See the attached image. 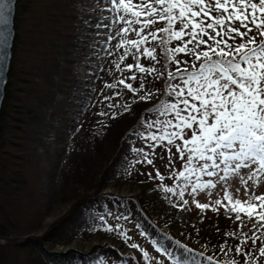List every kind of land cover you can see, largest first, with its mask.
<instances>
[{"label": "snow or ice", "instance_id": "1", "mask_svg": "<svg viewBox=\"0 0 264 264\" xmlns=\"http://www.w3.org/2000/svg\"><path fill=\"white\" fill-rule=\"evenodd\" d=\"M106 2L114 14L110 19L115 32L105 43L116 41L113 48L119 59L113 64L120 77L105 85L113 91L104 99L124 95L121 89L131 93L123 104H107L109 109H123L113 111L110 118L131 111L132 98L149 102L163 97L133 132L149 150L133 148L136 158L130 166L151 165L157 148L166 151L167 179L176 186L166 185L159 169L155 176L148 173L149 180L160 181L155 187L165 194L164 199L172 207L190 211L187 193L200 210V223L205 210L219 215L223 208L236 224L224 235L239 241L233 246L225 240L219 247L225 255L233 254L228 264H264V193L256 191L264 183V0ZM13 10L14 0H0V77L14 45ZM129 57L134 64L125 63ZM142 59L149 63L142 64ZM156 81L163 83L162 90L148 87ZM176 160L181 162L179 169ZM235 179L244 199L239 198L241 188L232 191L230 181ZM218 185L222 199L198 202L197 195L206 193L211 198ZM178 247L180 254L173 257L176 264H200L197 256L201 254ZM143 256L148 259L147 252ZM204 259L211 262L213 257Z\"/></svg>", "mask_w": 264, "mask_h": 264}, {"label": "rangeland", "instance_id": "2", "mask_svg": "<svg viewBox=\"0 0 264 264\" xmlns=\"http://www.w3.org/2000/svg\"><path fill=\"white\" fill-rule=\"evenodd\" d=\"M31 1V4L26 3L25 6L20 4L18 7V10L23 11L24 14H21L19 20L15 16L14 45L11 48L6 83L17 79L19 70L21 74L24 73L25 63L35 60V69L31 68L28 78L23 79L29 81V87L33 84L38 87L41 85L44 93L42 98L34 93L31 96L32 106L31 103L26 105L23 98L25 94L19 93V88L5 83L7 88L4 86L3 92L12 94L13 99L6 103V118L0 124V148L5 153L2 159L5 161L4 164L7 163L8 169L12 168L7 154L10 156L18 153L25 154L26 151L24 152L23 149L25 147L33 158L30 164L32 167L27 166L25 172L31 174L32 169L38 172L36 183L38 193L50 197V208L42 226L30 235L40 237L54 222L67 213L75 202L76 195L85 191L87 184L83 183V179L78 183L77 177L82 175L83 171L81 169L76 171L72 162L81 148L90 145L91 140L87 136L88 125L95 120L107 118L108 116L101 117L97 113L101 111L109 113L107 104L115 102V100L104 99L108 90L101 86L103 72L109 60L108 54L112 48L113 40L109 43L105 42L108 41L109 35L114 33V26L110 19L114 14L109 11L110 5L106 0H35L37 3L34 0ZM98 23L108 27H98ZM23 61V65H20ZM36 66L39 67L36 68ZM116 73L115 67L111 68L110 75L113 76ZM21 76L23 75H20V78ZM119 77L120 73L112 78L111 83H115ZM25 105L31 106L30 111L20 117L19 123H15L12 118L19 117L17 112L20 108L24 109ZM124 119L122 118L121 122H125ZM117 128L111 129L107 137L114 139L116 134L124 133L120 145L124 148V152L131 154L129 131L122 133L120 127ZM15 137L23 146L20 151L14 146L18 142ZM102 151L107 150L102 149L99 152L100 157H103L102 153L105 157L106 152ZM155 159L156 157L153 158V164L149 167L146 164L147 166L135 168V165L130 166L129 162L133 159L129 157L123 164L126 169L119 172L114 182L110 184L108 182L109 185L104 192L126 198L136 197L142 189L147 188V202L154 201L152 211L155 223L161 226L162 223H166L164 217H172L174 223L172 232L166 234L165 229L161 231L154 227L147 219L140 218L134 209L126 210L125 207H118L117 210L105 212L99 221L93 222L92 216L86 217L88 225L86 224L79 233L67 235L63 239L64 244L56 245L53 251L76 250L88 253L93 247L105 246L110 252L120 256L126 264L131 261L135 264H151L149 258V260L144 258V252L156 256L162 264H176L173 257L180 254L181 249L178 247L180 245L190 248L193 253L201 254L197 256L200 264H228L229 261L225 259L228 255L222 252L218 260L213 259L209 262L204 259L206 256L203 253L207 248L201 234L213 235L211 238L214 241L224 242L228 239L223 230L234 229L236 224L224 215L223 208H220L219 215L211 210H205L203 223H200V210L195 208L192 198L187 193L185 198L189 199L191 210L181 211L172 207L164 199V193L160 195L155 193L154 187H147L148 182L146 183L144 179L148 178V173L155 176V170L160 167ZM167 163L163 162L165 165ZM175 163L179 169L181 162L176 160ZM165 171L167 173L168 170ZM104 180L108 181V178ZM230 183L233 193L236 188H241L239 198L244 199L239 180L235 179ZM171 186H176L175 181ZM256 191L257 194L264 193V183H261ZM222 197V187L218 185L217 189L213 190L211 198L206 193H201L196 199L203 204L208 203L210 199L214 201ZM170 198L173 201L177 199ZM40 200L44 203V199L37 198V201L32 204ZM12 211L16 214L17 208ZM211 216H221L224 225L206 222ZM184 225L187 227L183 230ZM169 226L170 224L167 227ZM196 226L199 230H196ZM220 227L224 228L221 230L222 234L213 232L215 228ZM108 228H113V231L108 232ZM244 231L248 229L245 228ZM219 235L223 236L220 237L222 239L217 238ZM232 240L233 246L239 243L238 240ZM228 242L231 244L229 240ZM133 243L138 247L132 248ZM3 244L4 241L0 238V246ZM191 244L195 245L194 248H191ZM128 256L130 260L127 259ZM232 258L233 254L230 253L228 260ZM235 258L241 260L240 257Z\"/></svg>", "mask_w": 264, "mask_h": 264}, {"label": "trees", "instance_id": "3", "mask_svg": "<svg viewBox=\"0 0 264 264\" xmlns=\"http://www.w3.org/2000/svg\"><path fill=\"white\" fill-rule=\"evenodd\" d=\"M35 2L37 3V1ZM26 3L31 4L32 1L15 0L14 9L16 10V13H14V16H16L17 20H19L21 14H23V11H19L18 7L20 6V4L21 6H23V4L25 6ZM44 12L46 13V8L44 9ZM115 43L116 41L113 40L112 48L108 54V64L105 68V71L103 72L104 76L101 86L103 89L105 88L108 90L106 96H111L112 92L110 89L106 88L105 85L111 83L112 78H115L119 75V72H117L113 76L110 75L111 68L114 67L113 61L119 59V53L115 52L116 50L113 48V45ZM23 63L24 61L21 62L20 65H23ZM125 63L134 64V61L129 57L125 61ZM141 63L147 65L149 61L142 59ZM35 64V60L33 62L28 61L24 65V73L21 74L19 70L17 79L15 78L13 81L6 83V85L10 84L13 87L19 88V93L25 94L23 98L26 105L32 102L31 96H33L34 93H37L41 98L44 93V91H42L41 85H39L38 87V85L32 83L33 85H30L31 87H29V81L23 79L28 78L31 73V68L33 70L35 69ZM38 67L36 66V68ZM128 74L129 73H125V75ZM20 75L23 76H21L20 78ZM148 87L159 88L162 90L163 83L161 81H156L155 83L148 85ZM121 91L124 93V95L117 97L114 103L119 102L123 104L131 97V93H128L127 90L121 89ZM158 98L162 99L163 97H153L149 102H135V98H132L133 103L131 106V111L124 112L123 115H118L116 119H111L110 116H108L107 118L104 117L101 120H95L88 125L87 136L91 140L90 145L86 146L85 148H81L72 162L75 170L81 169L83 171L82 175L84 176V178L82 175H79L77 177L78 183L83 179V183L87 184L85 191L83 190V192L76 195L77 198H75V202L69 208L67 213L59 218L56 222H54L40 237H34L30 235L38 231L42 226V222L45 216L48 214L47 211H49L50 208V197L38 193V186L36 185L38 172L33 169L31 174H27L25 172V168L27 166L32 167L30 164L31 162H33V158L28 153L25 147L23 148L24 152L26 151L25 154L18 153L17 155L12 156L7 154L6 156L8 158V161H11L9 165L12 168L8 169L6 165L7 163L4 164L5 161L4 159H2L5 153H3L0 148V238L4 241V244L0 246V264H126L123 262V259L120 256H117L115 253L110 252L105 246L93 247L88 253H81L76 250H67L65 252L53 251L56 245L62 243L64 244L63 239L67 235L79 233L80 230L86 226V224L88 225L85 220L86 217L92 216L91 221H99L101 220V216L105 212H108L110 210H117L118 207H125L127 208L126 210L134 209L136 211V214H138L140 218L147 219L149 223L154 227L158 228L161 231L165 229L164 232L166 234L172 232V224H174L172 221V217H164L163 219H165L166 223H162L161 226L155 223L152 211L154 201H151L149 203L147 202V188L142 189L140 191V194L136 197L126 198H120L104 192L108 185L114 182L119 172L123 169H126L123 165L124 162L128 161L126 159H129V157H131L132 159L136 158V154L132 152L133 148L139 149L143 147L145 151L149 150L145 145V142L133 135V132L140 127L142 118L151 115L148 112V109L154 107V105L157 103ZM12 99V94H6L5 91V95L3 96L2 101L3 103H1L0 107V124L1 121L3 120L4 122L6 118V103L9 100L12 101ZM32 104L33 103H31V106ZM26 105L24 109L20 108L18 112L16 111L19 117L12 118L15 123H19L20 117L30 111L31 106ZM113 111L119 113L122 112L123 109H110L109 114L111 115ZM122 118H126L124 119L125 122H121ZM105 124L107 125L106 127L104 126ZM118 126L120 127V131L122 133L129 131L128 137L130 138L129 141H131V154L124 152V148H122V146L120 145L123 140L124 133L120 135H117L115 133L116 136L114 137V139H109V137H107L109 132L112 131L113 128H117ZM117 130L118 133L119 129L117 128ZM15 138V140L18 142L14 146L19 149L18 151H20L21 147L23 146H21L19 139L17 137ZM102 149L107 150L102 151L104 153L106 152L105 157L103 153V157H100L99 155V152ZM173 151L175 150L173 149ZM156 152L157 155L155 156V160L160 164V167H162L163 165V167H159V169L162 170V175H165L166 177L164 182L166 185L171 186L174 180L167 179V173L165 171L166 169L164 168L165 164H163V162H168L169 154L161 148H157ZM127 164L128 163H126V165ZM142 165L147 166L146 164H135V168H139ZM149 166L150 165H148V167ZM33 168L36 169L37 167L33 166ZM81 170H79V173H81ZM105 178H108V181L104 180ZM148 179L149 178L144 179L146 183L148 182L146 186L154 187L153 190L155 191V193L161 195L163 192L155 187V185L159 184L160 181H146ZM37 198L42 200L44 199V203H41L40 200L39 202L32 204L33 202L37 201ZM14 208H17L16 214L12 211V209ZM206 222L210 224L217 222L224 225L222 223L221 216H211L206 220ZM168 224H170L169 227H167ZM184 226V228H182L183 230L187 227L186 225ZM220 228L219 231H217V228H215L213 232L216 231L217 233L222 234L221 230H223L224 228ZM196 230H199L197 226ZM223 232L225 233L224 230ZM211 236H205L201 234V238L203 239V242H205L207 248L203 254L206 257L212 256L213 259H219V257H221V251L219 250V247L224 242L222 240L216 242L211 238ZM220 237L223 236H217V238ZM226 239H228L231 243L232 238L226 237ZM232 241H234V239ZM191 246V248H194L195 245L191 244ZM229 255L230 253L228 254V256L226 255L227 258L225 257L227 261H229ZM152 256L148 255V258L150 259L148 260L151 261V264H162V262H160L156 256ZM127 259L130 260L131 258L128 256ZM128 264L135 263L131 261Z\"/></svg>", "mask_w": 264, "mask_h": 264}, {"label": "water", "instance_id": "4", "mask_svg": "<svg viewBox=\"0 0 264 264\" xmlns=\"http://www.w3.org/2000/svg\"><path fill=\"white\" fill-rule=\"evenodd\" d=\"M14 5H15V0H14ZM13 16H14V10H13ZM10 53H11V49H10ZM10 60V57H9ZM8 66H9V61H8ZM7 72H8V68L6 69V71L3 73V76L0 77V80H2V82H0V106H1V101L3 99V95H4V86L6 83V79H7Z\"/></svg>", "mask_w": 264, "mask_h": 264}, {"label": "bare ground", "instance_id": "5", "mask_svg": "<svg viewBox=\"0 0 264 264\" xmlns=\"http://www.w3.org/2000/svg\"><path fill=\"white\" fill-rule=\"evenodd\" d=\"M15 8H16V7H15ZM14 10H15V9H14ZM15 12H16V10H15ZM15 12H14V13H15ZM14 18H15V16H14ZM4 95H5V94H4Z\"/></svg>", "mask_w": 264, "mask_h": 264}]
</instances>
